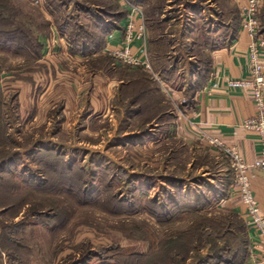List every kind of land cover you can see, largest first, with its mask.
Wrapping results in <instances>:
<instances>
[{"label": "rangeland", "instance_id": "1", "mask_svg": "<svg viewBox=\"0 0 264 264\" xmlns=\"http://www.w3.org/2000/svg\"><path fill=\"white\" fill-rule=\"evenodd\" d=\"M147 1L161 4L154 24L176 8L183 10L186 26L196 27L192 52L184 44L171 49L177 41L162 39L155 43L160 54L154 46L147 51L150 70L137 72L153 85L162 82L173 89L184 83L180 71L189 62L208 72V50L218 45L215 40L224 42L229 26L235 28L241 19L234 0ZM78 3L89 10H116L114 0H0V260L252 264L249 248L246 254L242 250L249 240L245 217L224 205L228 197L219 200L233 181L224 154L209 147L195 151L164 130L156 143L134 144L129 135L117 137L127 124L114 131L110 122L93 120L86 129L80 117L67 118L62 97L45 104L47 78H52L46 38L53 29L65 33L73 53L80 49L73 47L74 38L85 43L83 54L101 48L98 26L105 15L86 14ZM258 17L264 32V0ZM166 26L159 25L151 37ZM180 175L185 179L177 178L178 185L168 178ZM187 205L189 213L182 208Z\"/></svg>", "mask_w": 264, "mask_h": 264}, {"label": "crops", "instance_id": "2", "mask_svg": "<svg viewBox=\"0 0 264 264\" xmlns=\"http://www.w3.org/2000/svg\"><path fill=\"white\" fill-rule=\"evenodd\" d=\"M122 1L114 0L116 5L114 11H105L102 7L96 9L91 7L89 10L88 7L82 8V3H78L80 9L86 14H92L91 10H93L98 14L103 13L106 17V20L101 23L105 30L101 34L103 38L101 48L92 51L89 55L82 53L84 47L81 46L73 53L65 39V33L59 29H53L50 37L46 38L48 41L47 58L50 62H48L50 67L47 71L52 78H47L45 94L48 101L45 104L57 103L59 96L62 97V109L67 118L80 117L87 124L84 127L86 129L88 123L93 120L102 125L110 122L114 131L118 124H127L128 129L126 128L123 134L117 137L122 138V136L129 135L128 137L135 139L134 144L156 143L159 140L155 136L160 133V130H164L165 133L169 132L173 139L179 140L183 146L188 145L197 151L201 147H208L205 137L210 135L219 138L225 144L236 145L244 160L249 164L253 163L260 154L257 135L241 126L245 118L255 113L253 101L247 94L228 89L224 85L226 78L247 77L250 73L247 51L249 39L247 34L241 30L240 21L235 28L234 25L229 26L231 34L225 38L224 42L218 43L215 40L218 45L208 50L210 66L208 72L201 73L194 61L189 62L188 69L180 71L184 77V83L173 89L162 82H159L160 85H153L149 76L137 74L141 70L145 72L143 67L123 65L110 54V51L116 48L123 38V18L128 6L122 4ZM234 1L239 10V2L242 0ZM140 3L143 6L141 7L142 12L135 17V20L136 25L144 24L145 31L141 40L132 48L134 54L139 53L138 47L142 43L146 44L147 51L154 46L156 53L160 54L162 50L160 43L156 45L155 43L162 39L177 41L171 49L184 44L189 47V52H192L196 41L193 42L191 34L194 33L196 27L186 26L188 20L185 23L184 19H181L182 9L167 10L166 14L160 15L162 19L167 15L166 20L161 21V24H154V17L148 13V7L152 4L147 0H141ZM166 3L169 4L170 0H166ZM175 5L174 3L173 6ZM262 5L263 0L259 11ZM173 6L166 7L168 9ZM121 12L125 13H123V18ZM73 16L69 15V17ZM188 19L190 23L193 22L189 17ZM167 23L168 26L157 38L151 37L159 25ZM207 31L212 30L207 29ZM262 58L264 59V52ZM99 59L100 63L95 67L92 63ZM104 59L107 60L106 63L103 62ZM191 59L193 57H189L188 61ZM213 73L215 79L212 80H217L219 85L217 87L210 83ZM36 115L32 121L36 119ZM164 139L170 140L169 137ZM208 149L214 151L211 148ZM168 178L177 185L179 184L178 179H185L182 175L168 176ZM250 181L253 194L259 202L260 210L264 213V168L251 169ZM187 182H184V185H188ZM171 185L174 186L175 183ZM209 188L210 191L215 189L212 186ZM222 190H226L225 186ZM223 203L231 206L235 213L243 216L242 205L236 196L229 195ZM247 231L249 240H247L246 247L257 257H264V248L256 247L260 242L259 235L250 225ZM0 264H5V261L0 260Z\"/></svg>", "mask_w": 264, "mask_h": 264}, {"label": "built area", "instance_id": "3", "mask_svg": "<svg viewBox=\"0 0 264 264\" xmlns=\"http://www.w3.org/2000/svg\"><path fill=\"white\" fill-rule=\"evenodd\" d=\"M122 4L128 6L123 18V38L120 44L110 51L117 60L123 65L131 67H143L150 70V63L145 43L138 49L139 53L134 54L132 48L139 42L144 34L145 26L143 23L136 25L135 17L142 12L141 6L130 4L123 0ZM261 6L260 0H242L239 2L240 28L247 34L248 43V65L250 73L247 77L226 78L224 85L231 90H238L247 94L255 107L253 116L245 118L241 126L253 131L257 135L260 145V154L251 164L247 163L238 147L234 144H225L217 137L206 136V144L214 151H218L228 158L230 168L233 170V181L230 186V194L236 196L243 208V217L256 234L259 235V245L264 248V213L260 210L259 202L256 200L250 181L251 169L264 168V34L260 32V20L258 17ZM211 85L219 86L212 74ZM252 264H262L264 257H257L255 253L250 255Z\"/></svg>", "mask_w": 264, "mask_h": 264}, {"label": "trees", "instance_id": "4", "mask_svg": "<svg viewBox=\"0 0 264 264\" xmlns=\"http://www.w3.org/2000/svg\"><path fill=\"white\" fill-rule=\"evenodd\" d=\"M131 2H132V4H135V5H137V6H141V7H143L142 5H141V0H130ZM140 3V4H139ZM151 6V7H150ZM149 7H148V13L149 14H151V16H153L154 17V15L155 14H157V6L158 7H160L161 6V4L160 5H157L156 7L155 6H152V5H150ZM124 12H121V17L125 14H123ZM123 18V17H122ZM115 19V18H114ZM149 23V22H148ZM98 29H99V35H100V38H101V40H100V43H99V41L97 40V42L99 43V44H101L102 43V40H103V38L101 37V34H102V32H104L105 30H104V27L102 26V25H100L99 24V26H98ZM260 32L261 33H263V31L260 29ZM76 35V34H75ZM95 38V37H94ZM97 39V38H96ZM94 42L95 41H92L91 43H93L94 44ZM81 44V41L79 42V39H77V38H74V40H73V47H75V49H77L79 46H81V47H84L85 48V43H83L82 42V45H80ZM86 46H87V44H86ZM212 192H215V190L214 191H212ZM216 193V192H215ZM229 194H230V190L228 189L226 192H225V195H223L222 197H220L219 198V200H223V199H225V198H227L228 196H229ZM219 195V194H218ZM183 198L184 199H187V198H185L184 196H183ZM189 206L190 205H187V206H185V207H182L183 209H186V208H188L189 209ZM196 207V206H195ZM193 209H194V207H193ZM195 210H196V212H197V208H195ZM195 210H194V212H195ZM191 210L189 209V210H185V213H189ZM159 217V216H158ZM247 241L244 243V246L242 247V250L244 251V253L246 254V253H248V251L246 250L247 249Z\"/></svg>", "mask_w": 264, "mask_h": 264}]
</instances>
